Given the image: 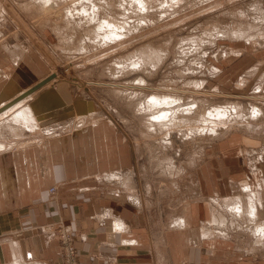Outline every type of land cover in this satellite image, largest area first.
Masks as SVG:
<instances>
[{
	"label": "rangeland",
	"instance_id": "rangeland-1",
	"mask_svg": "<svg viewBox=\"0 0 264 264\" xmlns=\"http://www.w3.org/2000/svg\"><path fill=\"white\" fill-rule=\"evenodd\" d=\"M79 1L0 0V52L32 51L49 67V84L65 82L91 100L96 110L62 130L73 134L95 129L103 119L113 122L146 166L154 206L169 211L180 191L186 197L196 168L207 160L248 156L237 135L257 137L258 149L264 147V0ZM22 96L0 101V119L35 93ZM154 97L168 98L170 107L153 108ZM161 111L169 114L167 120L159 118ZM42 127L49 131L40 137L3 128L0 138L19 146L38 143L52 134L51 126ZM245 183L235 184L232 201L239 199L244 208L240 216L235 203L216 200L215 210L221 215L216 222L222 221V210L246 218L240 227L231 224L228 242L247 251L248 226L264 222H253L247 213L251 191L261 193V186L253 191ZM247 259L264 264L259 255Z\"/></svg>",
	"mask_w": 264,
	"mask_h": 264
},
{
	"label": "crops",
	"instance_id": "crops-1",
	"mask_svg": "<svg viewBox=\"0 0 264 264\" xmlns=\"http://www.w3.org/2000/svg\"><path fill=\"white\" fill-rule=\"evenodd\" d=\"M50 74L32 51L0 52V101L35 93L22 102L31 100L37 118L52 128L43 144L0 155V264H63L59 229L75 235L80 264H250L248 255L264 258L253 226L247 251L228 242L231 224L246 218L222 210L223 222H214L221 216L216 200H239L232 202L235 184L246 182L253 191L261 186L264 193V147L258 149L257 137H235H242L248 156L196 168L194 187L186 197L179 190L168 211L153 205L146 166L111 120L78 135L62 130L96 109L69 84H49ZM262 204L258 222H264Z\"/></svg>",
	"mask_w": 264,
	"mask_h": 264
},
{
	"label": "bare ground",
	"instance_id": "bare-ground-1",
	"mask_svg": "<svg viewBox=\"0 0 264 264\" xmlns=\"http://www.w3.org/2000/svg\"><path fill=\"white\" fill-rule=\"evenodd\" d=\"M79 1V0H78ZM83 0H81V1H79V2H82ZM87 1H89V0H87ZM75 2V1H74ZM77 2V1H76ZM75 2V3H76ZM78 2V3H79ZM83 3V2H82ZM84 3H87L86 2V0H85V2ZM81 4V3H80ZM85 6V5H84ZM94 9V8H93ZM95 10H96V8H95ZM95 12V11H94ZM97 17V16H96ZM108 25V24H107ZM110 29H111V27L110 26H108ZM104 30V29H103ZM121 32V31H120ZM108 33H110V32H108ZM114 33H116V32H114ZM113 33V34H114ZM124 35V34H123ZM170 101L168 98H166V100H162V99H160V98H153V101L151 100L150 101V103H153L152 105H150V106H153V108H154V106H156V107H158V108H160V106H163V104L164 103H168V105H169V103L170 102H166V101ZM174 101V100H173ZM171 103H172V101H171ZM174 103H175V101H174ZM171 105V104H170ZM170 105H169V107H170ZM18 106V108L17 109H13L12 110V113H10V115L9 116H6L5 118H1L0 119V121H2V124H0V137H4V133H3V128H7V129H10L12 132H14L15 134H19V135H21L22 136V134L23 133H29V134H33V135H35V136H38V137H40V135L43 133V132H48L49 130H47V129H45L44 127H42V123L40 122V120L37 118V116H36V114H35V112H34V110H33V108L30 106V105H28V104H25V103H20V105L18 104L17 105ZM165 106H167V104L165 105ZM149 108V107H148ZM152 107H150V109H151ZM152 108V109H153ZM157 108V109H158ZM149 110V109H148ZM155 110V109H154ZM166 110V109H165ZM223 111V110H222ZM148 112V111H147ZM151 112V111H150ZM163 111H161V112H159V113H161L162 115L159 117V118H161L162 120H167V119H164V117H165V114L166 115H169V114H167L166 112L164 113H162ZM219 114V113H218ZM217 115V114H216ZM255 115H258V114H255ZM259 115H260V120H261V118L264 116L262 113L260 114L259 113ZM258 115V116H259ZM261 115H263V116H261ZM213 116V115H212ZM220 116H222V115H220ZM169 117V116H168ZM225 117V116H224ZM257 117V116H256ZM220 118V117H219ZM158 118L156 117V120H157ZM256 119H258V118H256ZM255 119V120H256ZM5 120V121H4ZM155 120V119H154ZM208 120V119H207ZM221 120H222V118H221ZM4 121V122H3ZM81 126V125H80ZM214 126V125H213ZM86 127V126H85ZM82 128H84V127H82ZM92 128V127H91ZM215 128V127H214ZM75 130V129H74ZM80 130V129H79ZM78 129H77V131H79ZM19 131V132H18ZM51 131V130H50ZM214 131V130H213ZM216 131V130H215ZM214 131V132H215ZM83 132V131H82ZM40 134V135H39ZM46 134V133H45ZM78 134H81V132H78V133H76V135H78ZM24 135V134H23ZM43 135V134H42ZM86 135V134H85ZM19 137V136H18ZM42 137V136H41ZM42 139V138H41ZM44 139H46L45 137H44ZM43 139V140H44ZM17 142L18 141H16V143L13 141H5V140H1V138H0V155L1 154H4V153H7V152H11V151H14V150H17V149H21V148H24V147H26V146H29L30 147V145H35V144H39V143H42V140H38V143H33V144H30V145H21V146H19L18 144H17ZM33 142V141H32ZM25 143V142H24ZM29 149V148H28ZM121 178V177H120ZM247 188V187H246ZM235 190L238 192V187L236 186L235 187ZM247 190H249L248 188H247ZM237 197H238V195H237ZM258 200H259V203L262 205V203H263V201H264V193L262 192V193H252V191H251V193H250V196L248 197V208H247V213H248V216H252V221L253 222H257L258 220H257V212H258V205H257V203H258ZM257 202V203H256ZM258 203V204H259ZM242 204V203H241ZM232 205V204H231ZM233 206H236L235 207V211L237 212L236 214H242L243 213V209L244 208H242V206L240 205V202H238V203H236L235 202V204H233ZM233 214H234V212H233ZM238 214V215H239ZM240 216V215H239ZM224 220V219H223ZM217 220H216V217H214V222H216ZM219 223V222H218ZM182 224V222L180 223L179 222V225H181ZM118 227H122V226H119L118 225ZM255 229H256V232L257 233H259V240L261 241V242H264V225H258V226H256L255 227ZM256 233V234H257Z\"/></svg>",
	"mask_w": 264,
	"mask_h": 264
},
{
	"label": "built area",
	"instance_id": "built-area-1",
	"mask_svg": "<svg viewBox=\"0 0 264 264\" xmlns=\"http://www.w3.org/2000/svg\"><path fill=\"white\" fill-rule=\"evenodd\" d=\"M52 227H48L47 230L49 232H55L58 229H50ZM56 233V232H55ZM59 236L58 238L60 239L62 243V248H63V264H79L77 261H79V252L75 246V235L69 230H63L59 229ZM57 235V234H56Z\"/></svg>",
	"mask_w": 264,
	"mask_h": 264
}]
</instances>
